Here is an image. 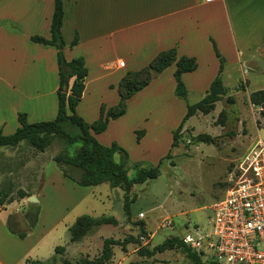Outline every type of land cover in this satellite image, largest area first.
Instances as JSON below:
<instances>
[{"label":"rangeland","instance_id":"374dc122","mask_svg":"<svg viewBox=\"0 0 264 264\" xmlns=\"http://www.w3.org/2000/svg\"><path fill=\"white\" fill-rule=\"evenodd\" d=\"M6 52V48L4 52L0 49V59L6 57ZM22 56L21 59H25L28 55ZM50 60L51 58L40 61L35 68L27 64L17 67L15 79H7L10 70L7 72L6 66L10 64L7 61L0 62V129L3 133L15 129L19 112L27 113L32 121L52 120L55 117L56 93L52 90L55 81ZM251 75L242 76L235 65H228L226 78L223 80L227 87L226 93L215 102L214 107L197 111L186 120L178 133L177 146L161 161V174L146 183L135 184L131 189V194H136L137 197L129 206L130 220L126 219L123 210L122 190L112 188L109 183L81 186L71 180L73 185L70 181L62 183L56 174L58 177H52L54 185L46 188L43 198L40 197L41 204H38L36 194L42 181L41 168L39 165L28 163L34 157L35 151L27 143H23L11 157L0 155V190L10 188L12 196L16 198L13 202L5 204L1 215H12L11 219L17 230L29 229L28 222L36 217L32 227L35 238L47 233L42 238L44 247L41 248L38 259L45 260L48 264H62L63 259L75 261L81 257L93 258L101 251L103 239L136 236L139 231L136 225L138 222L143 223L146 232L154 233L146 245L147 248H152L169 237L180 239L183 234L194 229H198L202 234L210 233L212 226L209 221V206L225 195L227 173L252 144L264 138V89L253 90L252 82L257 81H251ZM246 79H249V82ZM259 82L264 85V77H261ZM203 95V92L190 90L185 99L177 96L176 98L184 104H192ZM164 100L166 98L162 95L149 94L145 101L148 107L158 104L161 110L159 104ZM149 111L150 114L146 113L150 115L148 121L155 123L153 110L150 108L144 112ZM183 113L180 108H176L174 112H160L171 123ZM137 121L133 118L128 121V125ZM161 130L159 144L157 143L151 153L148 146L153 144L141 147L137 143V134L125 127L122 142L128 153L129 177L135 175V162L155 165L156 156L167 149L168 130L166 127ZM104 140L108 141L107 138ZM2 148L10 149L12 146L0 147ZM62 148L63 143L54 139L44 154L54 156ZM50 162L57 169L58 166L52 158ZM63 187L67 188L69 194ZM20 188L29 196H35L37 200L30 201L29 196L17 199V191ZM139 210L143 211V217L138 216ZM83 214L113 216L118 223L101 225L89 233L86 239L70 242L68 229L64 225L72 224ZM59 219L62 223L58 222ZM164 219L172 222L171 227L163 226ZM54 223L59 224L52 231L45 232ZM59 245L64 246L65 252L62 256L53 258L54 248ZM127 245L139 247L136 243ZM113 249L115 258L118 254L121 255L122 248L119 245L113 246ZM206 255L211 258V253ZM143 260L153 261V264H197L179 247L156 253L148 259L136 252V255L128 256L123 264ZM208 264L224 262L215 258Z\"/></svg>","mask_w":264,"mask_h":264},{"label":"crops","instance_id":"0c3cea01","mask_svg":"<svg viewBox=\"0 0 264 264\" xmlns=\"http://www.w3.org/2000/svg\"><path fill=\"white\" fill-rule=\"evenodd\" d=\"M62 5L61 33L67 44L65 58L70 60L81 56L87 69L84 90L76 106V113L88 123L99 117L102 104L107 109L118 103L117 86L126 72L142 69L161 51L171 48L176 49L178 57L186 55L196 59L197 68L182 74L187 91L195 90L205 95L216 77L219 60L213 42L226 59L221 74L223 85L228 65L232 64L242 76L251 75L253 72L251 81H257L252 82L254 91L264 89L262 82H259L264 77V0H63ZM53 9L54 0H0V49L3 52L7 49L6 57L1 58L0 62L7 61L10 64L6 66L7 72L10 70L7 79H15L17 67L27 64L35 68L40 61L51 58L55 81L52 90L56 93L59 82L56 50L30 40V36L34 34L50 37ZM75 36L78 42L70 47L69 44ZM25 54L28 56L21 59ZM119 61H123L124 66H119ZM174 71L175 65H169L146 87L131 96L126 102L125 113L110 120L103 132L95 134L96 139L104 145L116 142L123 147L125 145L122 142V132L125 127L134 133L137 128H142L138 129L144 132L137 143L141 147L153 144L148 146L152 153L162 132L161 128L166 127L167 149L156 156L155 161L158 163L170 150L172 132L187 110L186 104L174 94ZM246 80L249 82V79ZM149 94L166 98L159 104L161 110L158 104L147 106L145 100ZM150 108L155 113V123L148 121L150 111L144 112ZM176 108L184 113L173 119V123L160 114L174 112ZM137 110L140 113H134ZM133 118L138 121L128 125V121ZM27 120L34 122L29 119L28 114ZM17 125L19 126V122L15 129ZM15 129L4 133L0 130L3 134H11ZM22 144L10 149H0V155L11 157ZM34 153L28 163L41 168L42 181L36 194L38 204H41L40 197L43 198L46 188L54 185L53 176L58 175L62 183H69L71 180L64 177L58 167L56 169L53 166L50 162L53 156H45L44 151ZM63 189L69 194L66 187ZM4 207L5 205L0 206V264H27V259H38L40 250L44 247L42 238L47 233L37 238L32 228L25 229L27 234L24 238L10 233L6 228L7 215H1ZM141 212L143 211L139 210L137 214ZM58 222L62 223L60 219ZM59 223L49 226L45 232L52 231ZM70 225L64 226L68 229ZM147 233L153 237L154 233ZM137 249L127 245L125 249H120L121 255L118 254L117 258L112 249L113 255L107 264H123L128 256L136 255Z\"/></svg>","mask_w":264,"mask_h":264},{"label":"trees","instance_id":"16d2710c","mask_svg":"<svg viewBox=\"0 0 264 264\" xmlns=\"http://www.w3.org/2000/svg\"><path fill=\"white\" fill-rule=\"evenodd\" d=\"M63 0H54V9L50 22V37L42 35H31L30 40L45 47H53L56 50V61L58 67V88L57 94V113L52 120H42L29 122L25 112H19L17 115L19 126L11 134H3L0 130V147L18 146L21 143H27L35 151H45L54 139H59L63 143V148L58 151L53 160L62 172L63 176L72 180L81 186H94L102 183H109L112 188H119L123 192V210L126 219H131L130 203L136 200L137 195L131 194V189L135 184L146 183L155 179L161 174L160 164L163 158L167 157L172 148L178 144V133L181 131L186 120L193 116L197 111L214 107L216 101L226 93L227 89L222 83V70L225 64V58L219 53L213 42V48L219 60V70L216 77L210 84L206 94L197 102L187 103V110L181 119L179 125L173 130V140L168 153L155 165L146 164L142 161L135 162L133 166L136 169L135 175L129 177L127 167L129 163L127 151L118 143L112 142L110 145L100 143L95 134L103 132L108 122L123 115L126 111V102L136 92L146 87L152 79L161 73L171 64L175 65L174 79L176 86L174 94L181 99L187 96V88L182 81V74L191 72L197 68L195 57L186 55L177 56L176 49L171 48L161 51L147 66L137 71H128L118 83L117 90L119 101L116 105L106 109L105 105L100 106L99 117L91 123L86 122L76 113V106L81 100L84 90L87 69L83 57H74L67 60L64 50L67 46L61 33L63 17ZM78 42L77 36L69 44L73 47ZM143 130H137V139L143 134ZM17 199H23L29 194L18 189ZM16 200L12 196V190H0V206L9 204ZM8 215L6 225L10 233L24 238L26 230H17ZM34 220L29 221V227L35 224ZM118 222L113 216H92L83 214L78 216L68 227L69 239L71 242L82 240L93 232L97 227L104 224L116 225ZM139 228L136 236H125L123 239L105 238L102 242L101 251L93 258L81 257L78 260L70 261L63 259L62 264H107L113 255V246L119 245L125 249L127 244L136 243L139 247L137 254L141 257L152 258L156 253L179 247L195 263L208 264L203 261L201 251L193 250L183 242L181 238L169 237L161 243L147 248L142 245L139 236L146 234L143 223L138 222ZM65 251L64 246L54 248L55 257L62 255ZM27 264H48V262L38 259H27ZM130 264H153V261L131 262Z\"/></svg>","mask_w":264,"mask_h":264},{"label":"built area","instance_id":"2783aa9c","mask_svg":"<svg viewBox=\"0 0 264 264\" xmlns=\"http://www.w3.org/2000/svg\"><path fill=\"white\" fill-rule=\"evenodd\" d=\"M119 66L124 62L119 61ZM209 209L212 231L202 234L194 229L184 234L183 242L201 251L204 262L218 258L224 264H264V138L252 144L227 173L225 195ZM171 225L169 219L163 220L164 227ZM150 238L148 233L139 236L142 245Z\"/></svg>","mask_w":264,"mask_h":264},{"label":"water","instance_id":"95a60500","mask_svg":"<svg viewBox=\"0 0 264 264\" xmlns=\"http://www.w3.org/2000/svg\"><path fill=\"white\" fill-rule=\"evenodd\" d=\"M28 199H29L30 201H32V202H34V201L37 200L36 197L33 196V195H30V196L28 197Z\"/></svg>","mask_w":264,"mask_h":264},{"label":"bare ground","instance_id":"6f19581e","mask_svg":"<svg viewBox=\"0 0 264 264\" xmlns=\"http://www.w3.org/2000/svg\"><path fill=\"white\" fill-rule=\"evenodd\" d=\"M37 199V198H36Z\"/></svg>","mask_w":264,"mask_h":264}]
</instances>
